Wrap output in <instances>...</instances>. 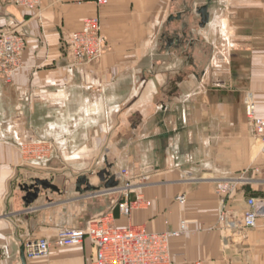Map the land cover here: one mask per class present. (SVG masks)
Listing matches in <instances>:
<instances>
[{"label":"crops","instance_id":"0c3cea01","mask_svg":"<svg viewBox=\"0 0 264 264\" xmlns=\"http://www.w3.org/2000/svg\"><path fill=\"white\" fill-rule=\"evenodd\" d=\"M208 6L201 25L198 10ZM99 15L100 61L72 65L62 41ZM26 39L24 66L0 80V264H89L90 240L23 257L30 239H54L111 211L120 226L188 231L171 239L172 264H264V213L255 228L219 224L217 183L264 157L251 152L244 94L264 117V0H41L36 9L0 3V28ZM52 139L54 155L25 165L20 139ZM102 155V156H101ZM260 164V165H261ZM150 169L140 194L152 204L122 215L106 181L119 170ZM36 200L25 188L36 181ZM184 195L185 201L176 200ZM264 180L242 183L227 206L245 212Z\"/></svg>","mask_w":264,"mask_h":264},{"label":"built area","instance_id":"2783aa9c","mask_svg":"<svg viewBox=\"0 0 264 264\" xmlns=\"http://www.w3.org/2000/svg\"><path fill=\"white\" fill-rule=\"evenodd\" d=\"M5 4H13L26 9H36L41 0H0ZM99 5H105L108 0H96ZM65 45L71 62L74 65L97 61L102 57L106 49V39L102 33V26L97 15L88 17L83 21L80 29L72 32L65 38ZM25 36L7 27L0 28V80L10 83L16 72L23 66V54L26 48ZM247 117L253 127L254 137L264 153V118L257 115L256 104L252 97L246 100ZM38 144L19 143V150L25 160V153L46 151V143L38 140ZM45 155H37L38 159H44ZM121 176L126 177L123 186L115 187V191H126L140 184L141 179H149V176H132L126 169H122ZM237 183V182H236ZM218 191L227 193L235 185L232 181L219 183ZM224 197V196H223ZM177 201L183 203L184 195H178ZM119 207L122 215L131 216L134 209L148 207L151 201L138 194L136 200L120 201ZM249 208L241 215L233 211L222 199L219 211V224L223 232V240L228 245V233L236 234L238 230L255 228L258 219L264 213V202L257 198L248 200ZM187 221H182L180 227L175 230L151 232L141 225L120 226L115 222L111 211H105L92 216L84 227L56 229L54 239L40 237L28 240L25 247V255L28 258L48 256L53 246L66 247L90 240L94 246V256L89 264H172L171 239L180 237L188 231Z\"/></svg>","mask_w":264,"mask_h":264},{"label":"rangeland","instance_id":"374dc122","mask_svg":"<svg viewBox=\"0 0 264 264\" xmlns=\"http://www.w3.org/2000/svg\"><path fill=\"white\" fill-rule=\"evenodd\" d=\"M0 3L1 4H3V5H13V4H5V3H3V2H1L0 1ZM16 6V5H15ZM101 6V5H100ZM95 16V15H94ZM98 17H99V15H97ZM87 19V18H86ZM99 19H100V17H99ZM100 22H101V19H100ZM101 26H102V24H101ZM8 28V27H7ZM81 28V27H80ZM9 29H12V28H9ZM12 30H17V29H12ZM76 31V30H75ZM75 31H73V32H75ZM72 32H70L69 34H71ZM102 33H103V31H102ZM68 34V35H69ZM68 35H66V36H68ZM104 35V34H103ZM66 36H65V38H66ZM104 37H105V35H104ZM65 38L63 39V41H62V50H63V54H64V56L69 60V62L72 64V62H71V56L69 55V53H68V51H67V48H66V45H65ZM105 39H106V37H105ZM27 44V43H26ZM106 44H107V41H106ZM25 50H26V48H25ZM25 50H24V52H25ZM106 50V49H105ZM105 53V52H104ZM24 55V54H23ZM104 55V54H103ZM103 55H102V57H103ZM101 57V58H102ZM100 58V59H101ZM100 59H98L97 61H100ZM97 61H94V62H97ZM91 63V62H90ZM83 64H86V63H82V64H80V65H83ZM72 65H74V64H72ZM23 66H24V62H23ZM23 66L21 67V68H23ZM75 66H78V65H75ZM20 68V69H21ZM19 69V70H20ZM18 70V71H19ZM18 71L16 72V74L18 73ZM16 74H15V76H16ZM15 76H14V78H15ZM14 78H13V80H14ZM2 80V79H1ZM2 81H5V80H2ZM11 83V82H10ZM248 97H252L253 98V100L255 101V96H254V93L252 92V91H250V90H247V91H245V94H244V98H243V100H244V114H245V118H246V122H247V125H248V127H249V129H250V131H251V134H252V138H253V141H252V146H251V152H252V154L253 155H255L257 158L258 157H264V153L263 152H261V150H260V145L256 142V139H255V137H254V130H253V127H252V125H251V123H250V121H249V119H248V117H247V105H246V100H247V98ZM256 104V103H255ZM256 110H257V108H256ZM257 115L259 116V117H262V118H264L263 116H261L258 112H257ZM38 140H43V141H45V143H46V151H45V149H43V151H41V152H38L37 151V145H36V147H34V145H33V147L32 148H30V149H33V151L34 152H31V153H29V154H26L25 153V160H24V158L22 157V152H21V150H19V148H18V151H19V153L21 154V157H22V160L25 162V165H27V164H29V165H31L32 167L33 166H36V167H39L40 165H43V164H45L51 157H53V155H54V149H55V143H54V141L52 140V139H48V138H44V139H25V140H22V139H20L19 140V142L20 143H25V144H30V143H32V144H38L37 142H38ZM18 147H19V143H18ZM38 154H40L41 156H43V155H45V157H44V159H38L37 158V155ZM102 156V155H101ZM257 162H253V164H251L249 167H247L246 169H244V170H242V171H239V172H237V173H235V174H233V175H231V177H229V178H225V179H222V181H219L218 183H217V185H216V187H217V192H218V194L220 195V197H221V203H222V199L223 200H225L226 201V198H227V196L231 193V192H233L234 190H236V189H238V187L242 184V183H244L245 185H256L257 183H259L260 181H262V180H264V163L263 164H256ZM122 169H126V170H128V172L130 173V175H132V176H135V175H141V176H149V172H150V169H143L142 171H141V173H139V174H135V173H132L131 172V170L129 169V168H127V167H125V168H121L120 170H119V179H121L122 180V183L119 185V186H123V185H125V183H126V180H127V176L126 177H123V176H121L120 174H121V171H122ZM115 177H116V175H115ZM150 177V176H149ZM116 180H118L117 178H116ZM119 182H120V180H118ZM147 181L148 180H146V179H141V181H140V184H138L137 186H135V187H133V188H130L129 190H128V193L126 194V191H115V193H117L119 196H120V198H119V200H118V202H117V207H118V209H119V211H120V207H119V202L120 201H122L123 200V202H125L126 200H132V201H134V200H136L137 199V197H138V194L139 195H141L140 194V192H141V189H142V187L143 186H145L146 185V183H147ZM228 181H232L233 182V185H235L231 190H229L226 194L225 193H223V192H219L218 191V188H219V183H221V182H228ZM237 182V183H236ZM224 196V197H223ZM251 198H257V199H260V200H263V202H264V195H262L261 197H257V196H252ZM250 199V198H249ZM226 205H227V203H226ZM145 207V206H144ZM220 207H221V205H220ZM248 208H249V206H248ZM120 213H121V211H120ZM238 214H243V212L241 213V212H238ZM128 217V216H127ZM130 217V216H129ZM117 224V223H116ZM118 225V224H117ZM128 225H132V224H128ZM242 230V229H241ZM241 230H238V231H241ZM36 239V238H35ZM23 249H24V255H25V247H23Z\"/></svg>","mask_w":264,"mask_h":264},{"label":"water","instance_id":"95a60500","mask_svg":"<svg viewBox=\"0 0 264 264\" xmlns=\"http://www.w3.org/2000/svg\"><path fill=\"white\" fill-rule=\"evenodd\" d=\"M198 12L202 16L201 25L203 26L209 20L208 6L207 5L202 6L198 10ZM118 186H119V181L116 180L115 175H112L105 183V187L106 188H115V187H118ZM40 187H45L46 188V187H51V185L49 183H47L46 181L38 180L35 183H33V184H31V185H29V186H27L25 188V192H26L25 203L27 205H30L31 203H33L36 200V198L39 195ZM24 256L25 255H24V249H23V257ZM24 259H25V257H24ZM23 264H26L25 260L23 261Z\"/></svg>","mask_w":264,"mask_h":264}]
</instances>
